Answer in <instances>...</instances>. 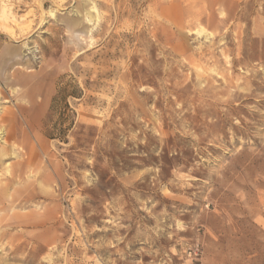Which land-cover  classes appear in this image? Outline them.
<instances>
[{"label":"rangeland","instance_id":"rangeland-1","mask_svg":"<svg viewBox=\"0 0 264 264\" xmlns=\"http://www.w3.org/2000/svg\"><path fill=\"white\" fill-rule=\"evenodd\" d=\"M0 264H264V0H0Z\"/></svg>","mask_w":264,"mask_h":264}]
</instances>
